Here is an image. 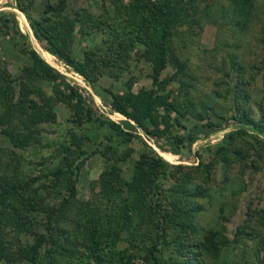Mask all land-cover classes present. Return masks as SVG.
I'll use <instances>...</instances> for the list:
<instances>
[{
	"label": "rangeland",
	"instance_id": "obj_1",
	"mask_svg": "<svg viewBox=\"0 0 264 264\" xmlns=\"http://www.w3.org/2000/svg\"><path fill=\"white\" fill-rule=\"evenodd\" d=\"M187 1L182 0L178 14L182 19L189 16L188 24H176L168 30V62L160 78L165 85L158 92L166 98L167 106L159 105L156 112L160 130L166 131L164 148L175 153L163 152L136 128L151 151L170 165L164 190L183 192L179 216L158 231L155 218L148 215L152 203L141 205L136 200L139 191L124 187L121 194L114 195L103 182L109 171L123 182H132L135 161L150 150L140 139L122 143L107 125H99L94 118L88 120L86 110L92 100L94 112L118 124L125 118L108 106L111 94L136 97L144 89H156L150 63L139 58L144 45L136 37L126 51L128 66H104L92 83L55 57L46 56L26 16L17 8H24L32 23L57 32L58 47L81 59L89 51L106 56L114 38L127 31L118 11L127 0L121 4L67 0L62 10L51 9L58 8L61 0H0V84L10 83L14 91L9 97L0 91V182L36 178L32 191L8 202L19 207L21 216L14 215L6 204L4 211L16 219L26 218L27 224L41 233H46V227L53 228L60 245L67 246L80 237L78 225L91 229L94 213L118 212L127 205L132 223L125 237L129 241H121L113 249L117 254L123 252L124 264H149L143 248L153 240L160 243L159 256L164 262H177L180 243H188L194 253L197 245L205 243L207 231L220 232L224 237L220 242L227 243L219 242L215 252L211 247L203 250L198 259L204 264H264V149L255 145L258 135L247 127V136L231 144L225 163L218 154L226 134L235 128L233 123L218 132L198 133L204 123H223L235 115L249 116L264 126V0H256L247 18L234 12L231 0H189L190 5ZM11 14L19 32L10 22ZM131 28L137 34V24ZM31 51L64 79L29 81L23 88L24 71L33 65ZM65 83L81 88L84 105L79 106L75 98L67 103L57 97V90L68 94ZM75 115L83 120L79 126L71 122ZM177 138L183 139V145L172 143ZM127 150H131L128 159L117 157ZM241 153L252 154L256 166L247 168L249 161ZM177 166L181 169L176 170ZM69 183L75 187L72 200L66 190ZM193 191L203 196H191ZM60 203L66 204L63 213L48 218ZM12 215L6 217V224H0V264H31L22 260V252L23 247L35 246L34 236L17 230ZM50 248L46 245L42 249L39 264H69L63 255H52Z\"/></svg>",
	"mask_w": 264,
	"mask_h": 264
},
{
	"label": "trees",
	"instance_id": "obj_2",
	"mask_svg": "<svg viewBox=\"0 0 264 264\" xmlns=\"http://www.w3.org/2000/svg\"><path fill=\"white\" fill-rule=\"evenodd\" d=\"M65 1L67 0H61L60 6H58V8L51 7V9L62 10ZM111 1L121 4L123 0ZM231 1L234 4V12L238 16L241 18H247L252 15L256 0ZM185 3L190 5L189 0ZM182 4V0L180 2H176V0H127V4H125V6L118 8V11L120 10L119 17L122 19L123 23H125L127 31H122L121 35L114 38L113 42H111L112 46L110 45L107 48L106 56L95 54L94 51H89V53L81 59H74L68 50L65 49L62 51L58 47L57 39L59 36L57 32L48 30L45 26H42L41 23H32L29 17L26 15L25 9L21 6L17 7L29 21L35 40L44 50L42 52L49 58L55 57L67 67L71 68L75 73L81 75L92 83L97 80L98 76H100L102 73V67L104 66L110 64L124 68L128 66L125 58L127 55L126 51H128L129 47L133 46L136 37H138V42L144 45L145 50L140 54L139 58L150 63L153 70V85L156 86V89H144L136 97L111 94L112 96L108 106L113 113H117L125 118V120L118 124L105 118L103 115L94 112L93 108L95 106L92 105V100L86 110L88 120L94 118V120L99 123V125H107L119 136L122 143L131 142L132 139H140L142 145L147 148V150H150L149 152L145 151L141 153L138 159L135 161L132 182H123L116 173L111 171L105 175L103 182L104 186L107 187L106 190H110L114 195L121 194V191L124 187H126L130 192L136 193L139 191L136 200L142 203L141 205H143V203H147V201L152 203L150 206L151 211L148 212V215L155 218L156 222L154 227L158 231H163L167 223L173 224L174 219H177L179 216L177 209H179V203L181 201L180 199H183V192L174 191L171 188L164 190L163 184L167 178L166 171L170 165L166 163L161 157H157L154 152L151 151L150 146H148V144L143 141L140 138V135L136 132V128H139L146 138L153 140L155 145L163 152L175 153L172 148L170 151L164 148L165 146L163 142L168 140L163 139L164 136H166V131L160 130L159 116L156 114V112L159 105L167 106L166 98L163 99L164 96L158 95V92L162 91L164 89L163 86L165 85L163 80L160 78L168 62V56H166V40L168 30L170 27L176 24H188L187 18L189 16H185V19H182L178 14V12L181 11ZM10 18L11 24L19 32L14 14H11ZM23 20L25 22L24 18ZM8 21L9 20H6L5 23L7 24ZM194 21L197 22V20ZM134 24H137L138 26V29H135L137 34H135L134 30L131 28L134 26ZM243 28L240 29L242 30ZM30 54L32 56L33 65L29 68H26L24 71L25 78L22 80L23 82H21L23 88L28 86L29 81L54 82L57 80V78H63V76H61L43 59H41L34 51H31ZM44 59L46 58L44 57ZM2 80L3 84L6 83L4 79ZM0 87L2 88L0 91L3 93V95H5V97H9L10 94L14 93L10 83H7L6 85L0 84ZM65 88L69 91L67 95L64 92L57 90V97L59 99L69 103L70 99L73 100L75 98L79 106L82 104L84 105L86 100L83 97L82 90L79 88V86L65 83ZM30 103L33 109L39 110L38 105L35 102ZM104 103L106 104V101H104ZM77 115L72 116L71 119V122L74 126H79L81 123H83V120L78 118ZM163 119L166 126H168L165 118ZM230 123H233L235 128L226 134L225 142L220 147L218 154L225 163L227 162L226 159L228 157L231 144L240 139L243 140V138L247 136V127L258 135V137H256L254 140L255 145L264 149V126L254 122L249 116L245 115L232 116L231 119L225 120L223 123H204L198 127V133L206 135L212 132H218L226 129V127L230 126ZM172 143H175L176 146H181L183 145V139L177 138ZM169 144L171 143L169 142ZM110 149L115 152V148L113 146H110ZM130 154L131 150H127L125 153L117 157H122V160H126L128 157H130ZM251 155L252 154L242 156L241 153L242 158L249 161L248 163H245L247 168H251L255 165V162L251 159ZM175 169L179 170L181 167L177 166ZM210 169H207L208 173L210 172ZM61 172L62 171L60 169L59 173ZM173 173L176 174L175 172ZM53 178H55V183H57L58 178L55 176H53ZM34 180H36L35 177L18 183L0 182V224H6V217L8 215H12L10 212L4 211L3 206L5 207V204L8 207H11V211L14 215L17 213L19 216H21L19 214V207H13V205L11 206L8 204V202L12 198L24 196L29 193L28 191H32ZM56 185H58V183ZM66 190L70 193V198L72 200L75 194V187L73 183H69L66 187ZM178 190H181V188ZM240 192L243 193V188L240 190ZM21 193L23 195H20ZM139 195L140 197L138 198ZM190 195L203 196L202 193L199 194V192L195 191L191 192ZM148 196L151 197V200L147 199ZM69 203L70 201L68 200L67 204ZM125 206L126 207L120 209L118 212H114L112 210L105 214L94 213L95 216L92 217V220H90L89 224L91 229L78 225V231L81 233L80 237H77L71 242V245L67 246L60 245L58 242L59 235H57L55 232H52L53 228L46 227V233H41L35 230L34 226L27 224L28 222L26 218L16 219L12 215L14 221L16 222V229L32 234L35 239V246L23 247L22 260L28 261L31 264H39V261L41 260V251L47 245L49 248L51 247L48 251H52V255H63L69 264H75L76 262L86 264V258L88 260L87 264H124L123 252L117 254V252H115L113 249L116 248V245L119 242L129 241L125 237L126 234H130L129 231L132 223L129 221V213L131 212V207H128L127 205ZM65 207V203H60L57 207L55 206L51 209L50 214L47 217L50 218L52 216H56V213L59 211L62 212ZM132 212H134V210H132ZM220 238H224L220 232L213 233L212 231H207L205 237L203 238L205 243L197 245L196 248L193 249L195 251L194 253L190 252L191 248L188 243L185 244L181 242V247H179V249L181 248L182 252H179V250L177 251L179 252L180 258L177 262L174 261L173 263L164 262V260L159 256L160 248H158V245L160 243H158L156 240H153L149 246L146 244L143 248L146 257L145 263L204 264L201 259H198V257H201L200 255L202 251L208 247H211L212 251L215 252L216 248L220 247ZM103 243H105V249H102ZM220 243L226 244L227 241L224 240ZM111 250L113 253L110 252ZM114 253L116 254L113 255ZM260 264H262V262Z\"/></svg>",
	"mask_w": 264,
	"mask_h": 264
}]
</instances>
